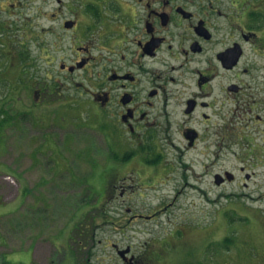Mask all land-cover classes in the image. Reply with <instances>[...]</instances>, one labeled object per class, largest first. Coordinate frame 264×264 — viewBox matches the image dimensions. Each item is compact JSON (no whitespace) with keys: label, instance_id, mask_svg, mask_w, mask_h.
I'll list each match as a JSON object with an SVG mask.
<instances>
[{"label":"rangeland","instance_id":"rangeland-1","mask_svg":"<svg viewBox=\"0 0 264 264\" xmlns=\"http://www.w3.org/2000/svg\"><path fill=\"white\" fill-rule=\"evenodd\" d=\"M67 5L0 0V173L12 176L0 179V251L25 250L19 261L29 264L39 232L35 264H123L119 251L128 248L137 264H264V159L235 158L236 179L224 187L179 150L161 171L138 161L115 176L103 170L106 160L126 151L100 113L82 99L66 106L75 90L58 99L45 90L38 103L37 87L60 78L70 53L51 15L62 8L63 21ZM114 178L115 191L107 188Z\"/></svg>","mask_w":264,"mask_h":264},{"label":"flooded vegetation","instance_id":"flooded-vegetation-1","mask_svg":"<svg viewBox=\"0 0 264 264\" xmlns=\"http://www.w3.org/2000/svg\"><path fill=\"white\" fill-rule=\"evenodd\" d=\"M67 6L63 21L62 8L51 15L55 37L69 42L70 53L48 86L57 99L75 90L64 95L66 106L87 102L124 147L104 171L116 176L138 161L161 171L179 150L198 163V174L224 187L236 179L235 158L264 159V0H68ZM45 92L37 87L38 103ZM241 170L246 178L253 173ZM118 181L107 188L115 191ZM42 238L38 232L31 239L29 264L44 251ZM9 252L0 251V264L25 263L19 261L25 250Z\"/></svg>","mask_w":264,"mask_h":264},{"label":"water","instance_id":"water-1","mask_svg":"<svg viewBox=\"0 0 264 264\" xmlns=\"http://www.w3.org/2000/svg\"><path fill=\"white\" fill-rule=\"evenodd\" d=\"M67 25V24H66ZM129 251H130V248H128V249H126V250H123V251H120L119 252V255L124 259V261H125V263L127 262V261H130V262H132V258L131 259H128L127 257H126V254L127 253H129ZM124 263V264H125Z\"/></svg>","mask_w":264,"mask_h":264},{"label":"trees","instance_id":"trees-1","mask_svg":"<svg viewBox=\"0 0 264 264\" xmlns=\"http://www.w3.org/2000/svg\"><path fill=\"white\" fill-rule=\"evenodd\" d=\"M20 52V54H22L23 55V51H22V49H18ZM21 60H23V58H21ZM49 84H51V81L50 80H46V85H44V90H46V91H49V90H51V88L48 86Z\"/></svg>","mask_w":264,"mask_h":264}]
</instances>
